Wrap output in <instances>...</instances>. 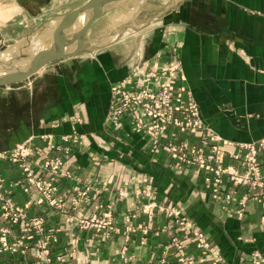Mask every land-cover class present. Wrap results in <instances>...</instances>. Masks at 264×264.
<instances>
[{
  "label": "crops",
  "instance_id": "obj_1",
  "mask_svg": "<svg viewBox=\"0 0 264 264\" xmlns=\"http://www.w3.org/2000/svg\"><path fill=\"white\" fill-rule=\"evenodd\" d=\"M135 1L94 21L80 54L0 86V151L29 142L33 171L47 179L44 159H64L52 205L18 163L0 158L4 191L19 215L13 222L0 214V264H180L172 239L183 227L160 208L143 211L149 184L160 207L179 208L205 234L213 251L198 247L192 235L186 240L187 254L200 264H253L264 255V178L255 189L227 176L208 185L211 173L175 167L174 156L137 132L129 114L120 122L111 117L115 84L128 78L139 84L141 72L177 60L183 78L176 104L193 99L209 133L232 143L223 165L241 168L232 155L264 138V0ZM62 2L53 0L43 15H24L39 20L24 36L19 22L1 24L0 49L7 40L22 45L31 34L36 44L45 34L33 35L37 26L76 8L56 10ZM14 3L16 17L23 8ZM73 135L77 142L65 141ZM169 139L201 142L199 133L176 127ZM105 213L115 226L108 234L81 223Z\"/></svg>",
  "mask_w": 264,
  "mask_h": 264
},
{
  "label": "built area",
  "instance_id": "obj_2",
  "mask_svg": "<svg viewBox=\"0 0 264 264\" xmlns=\"http://www.w3.org/2000/svg\"><path fill=\"white\" fill-rule=\"evenodd\" d=\"M182 78L181 63L176 60L173 63L153 66L150 70L141 72L139 82H137L139 84H133L132 78L118 82L112 90V119L120 122L125 115L129 114L134 119V128L137 132L149 135L154 147H160L166 153L174 156L175 167H195L211 173L212 176H207L205 179L208 185L213 182L219 185L224 176H227L235 185H247L253 189L262 186L264 161L259 159V156H263L264 159V138L256 143L240 145V151L232 155L241 168L238 169L234 164L223 165L226 147L232 143L226 140L222 141L217 135L209 133L200 117L199 106L193 99L183 105L176 104L175 93L181 88ZM172 127L190 134L199 133L200 144L191 145L182 140H170L169 133ZM64 139L77 142L78 137L73 135L66 136ZM31 155L32 150L29 142L17 145L10 152H0L1 159H9L21 166L29 185H35L52 205L58 204L54 197L55 182L64 165V159L60 156H50L44 159L43 168L46 172L51 173V177L47 179L34 173L31 162L28 160ZM66 175L70 176V173L66 172ZM28 188L26 187V190ZM214 191L218 192V187ZM142 192L150 199L143 206L145 213L153 215L156 208H160L182 225L181 237L175 236L172 239V243L181 256L180 264H200L198 259L187 254L186 240L192 235L198 247L213 251L205 234L193 222L182 219L179 208L160 207L150 184ZM246 200L247 197L244 196L240 204L245 205ZM79 201V199L75 200L74 203L78 204ZM10 205V200L4 191L3 178L0 176V214L4 218L17 222L19 215L12 211ZM132 216H126V220L129 222ZM81 223L95 225L104 229L107 234L115 228L110 213H105L103 218L82 219ZM33 224L41 229L40 220H34ZM1 231L5 236L9 230L2 228ZM253 264H264V255L257 254Z\"/></svg>",
  "mask_w": 264,
  "mask_h": 264
},
{
  "label": "water",
  "instance_id": "obj_3",
  "mask_svg": "<svg viewBox=\"0 0 264 264\" xmlns=\"http://www.w3.org/2000/svg\"><path fill=\"white\" fill-rule=\"evenodd\" d=\"M126 1L87 0L72 10L52 14L33 32L34 35L52 28L47 47L38 48L32 43L31 34L22 45L8 49L9 55L0 52V86L23 81L51 61L80 54L91 24Z\"/></svg>",
  "mask_w": 264,
  "mask_h": 264
},
{
  "label": "rangeland",
  "instance_id": "obj_4",
  "mask_svg": "<svg viewBox=\"0 0 264 264\" xmlns=\"http://www.w3.org/2000/svg\"><path fill=\"white\" fill-rule=\"evenodd\" d=\"M82 0H61L62 4L56 7V10H63V9H70L76 7ZM135 1V0H132ZM16 4L14 3V0H0V25L3 23H8L7 26L11 24L20 23V29L19 31L21 34L26 35V33L35 25L36 21L31 18H25L23 13L19 14V16L15 17L16 14ZM41 18H44L42 16ZM17 20V21H16ZM8 26V27H9ZM15 40L8 41L4 43L2 48L0 49V52H6L10 47H15L16 42ZM4 152V151H0ZM10 152V151H9Z\"/></svg>",
  "mask_w": 264,
  "mask_h": 264
},
{
  "label": "flooded vegetation",
  "instance_id": "obj_5",
  "mask_svg": "<svg viewBox=\"0 0 264 264\" xmlns=\"http://www.w3.org/2000/svg\"><path fill=\"white\" fill-rule=\"evenodd\" d=\"M16 1L22 6L23 13L27 16L43 15L47 11L48 7H50V5H52L53 3V0H16Z\"/></svg>",
  "mask_w": 264,
  "mask_h": 264
},
{
  "label": "bare ground",
  "instance_id": "obj_6",
  "mask_svg": "<svg viewBox=\"0 0 264 264\" xmlns=\"http://www.w3.org/2000/svg\"><path fill=\"white\" fill-rule=\"evenodd\" d=\"M135 2H136V1H135ZM138 2H139V0H138ZM52 25L54 26L55 24L52 23ZM51 31H52V28H49V29L45 32V34L43 35L42 39L39 40V41H36V46H37L38 48H44V47H47V46H48V40H49L48 37H49ZM35 39H36V38H35ZM10 49H12V47H11ZM10 49H9V50H10ZM2 55H4V56L9 55V54H8V51H7V52H3Z\"/></svg>",
  "mask_w": 264,
  "mask_h": 264
}]
</instances>
